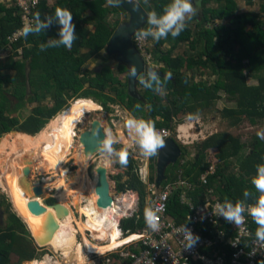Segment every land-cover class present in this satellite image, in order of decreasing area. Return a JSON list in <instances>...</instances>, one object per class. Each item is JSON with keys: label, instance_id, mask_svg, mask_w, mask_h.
<instances>
[{"label": "trees", "instance_id": "16d2710c", "mask_svg": "<svg viewBox=\"0 0 264 264\" xmlns=\"http://www.w3.org/2000/svg\"><path fill=\"white\" fill-rule=\"evenodd\" d=\"M137 1L148 13L154 10L158 15L171 2ZM260 2V10L264 12V1ZM196 4V9H200L185 21L186 27L178 36L169 34L158 42L148 37L156 62L163 65V73L171 75L170 78L158 77V81L147 76L144 81L151 87L138 85L144 99L141 101L129 95L128 83L117 76V73H128L125 65L116 64L114 68L104 66L93 74L84 70L93 58H98L104 51L118 25L126 21L117 18L113 24L110 16L125 14L128 17L118 0L113 4H109L108 0H56L52 6L49 0H41L32 10V19L37 12L43 20L45 15H54L56 8H66L73 15L77 39L71 50L60 46L45 47L42 51V44L47 45L50 39H59L60 26L52 23L39 34H29L27 38L22 36L12 45L8 57H0V138L18 131L21 134H15L30 141L33 138L23 134L36 136L72 98L93 99L107 110H112L111 105H120L134 118L151 120L155 128L174 131L183 118L210 113L214 103L220 100V91L226 102L235 105L234 108L221 110L222 117L228 119L231 126L238 124L242 118L252 125L264 120V20L257 13H240L236 0H197ZM22 27V13L14 0L8 3L0 0V52L9 47L8 38ZM147 27L148 24L143 29ZM182 45H187L188 50L180 53ZM204 75H215L217 79L212 84L207 80H196L197 76ZM112 89H115L116 98L109 94ZM49 99L53 105H43ZM30 108L31 111L26 114ZM113 148L119 150L120 147L114 145ZM243 148L245 144L240 137L215 133L196 144V157L187 165L181 164L183 167L180 169V163L188 153L181 146L182 158L167 170V182L177 180L180 169L183 180L194 188L189 191H193L190 195L197 204L204 202L206 193L210 191L212 196L223 202L225 199L233 203L238 200L256 201L259 193L252 185V179L256 175V166L264 164V140L255 138L245 156L241 155ZM211 149H215L216 153H209ZM156 156L151 157L152 172L148 179L152 183L156 180ZM125 158L126 163L121 164L117 155L118 167L126 168L125 176L128 177L125 182L122 181L123 174L115 177L117 189L123 193L136 191L140 196L138 212L121 222L125 235H129L140 232L146 226L144 214L149 191L147 178L144 175L141 177L137 160L129 152H126ZM236 159L240 162L234 172L232 162ZM211 164L215 165V172L203 185L200 178ZM245 190L251 193L250 197H244ZM180 197L178 189L173 192L168 204L169 213L177 219L181 210L189 208ZM10 208L8 201L11 223L4 228L0 226V264H21L37 258L39 252L26 224ZM13 254L18 256L16 261L12 260Z\"/></svg>", "mask_w": 264, "mask_h": 264}, {"label": "bare ground", "instance_id": "6f19581e", "mask_svg": "<svg viewBox=\"0 0 264 264\" xmlns=\"http://www.w3.org/2000/svg\"><path fill=\"white\" fill-rule=\"evenodd\" d=\"M97 111V105L82 100L76 102L73 108L67 110L61 121H58L56 125L52 124L50 128L44 131V133L32 142L22 140L16 136L12 139V143L8 144L6 139H3L0 142V189L11 198L18 213L22 215L27 222L30 224L31 222L38 224L43 223V227L47 214L44 213L35 216L31 215L28 211L27 203L31 199H35L33 187L36 185H34L29 179L31 177L29 176L27 181L31 184V188H26L27 184L23 180L24 170L30 168V172L37 170L41 175H53L49 179H45L44 183L47 184L51 180L56 179V182H58V184H56V190L58 191L57 198L60 202L64 203L69 199H75L73 205H77L78 213L81 211L83 214L85 213L84 216L87 217V226L91 233L92 244H99V247L93 249L92 253L103 254L138 237V235H134L135 233L123 236L120 228V218L127 214V210L130 207L134 206L136 203V196L133 195V193H122L123 195L113 199V195L109 193L112 202L108 206L105 205V203L101 201L98 184L101 175L109 174L110 158L107 156L102 159L96 166L93 177L90 178L87 173L90 157H86L81 144L78 148L79 155L77 156V161L80 168L78 169L76 179L69 183L63 181L65 175L64 160L68 159L67 157L71 154V151L74 148L70 136L71 132L78 120L84 115ZM189 126L191 127L189 124L183 125L180 128L185 136H188ZM23 135L33 138L30 135ZM117 135L120 140L124 141V143L127 142V136L124 134L123 130L119 129ZM63 136L65 139L63 145H61L58 140H61ZM7 147H10L11 150L8 151L6 149ZM42 190H44V195L47 190H45L44 187ZM38 201L44 204L48 211H52L56 214L58 221V227L52 238L46 243H48L50 248L61 252L62 256L67 259L84 264V261H86V255L81 251L80 247L76 246L77 227L73 224V212L71 208L64 205L68 209V214L58 217L55 209L50 204L44 203L41 199H38ZM25 215L27 217H25ZM122 219L123 217L121 220ZM37 232L39 233H34L36 234V238L37 236H40V232L42 231ZM115 236L120 237L112 240V237ZM99 240L101 242H98ZM115 240L116 243L114 242ZM111 242L112 244L107 246V244ZM92 248L94 247H88L89 250ZM26 264L62 263H60L59 260L52 263L51 257L45 255L42 259H38V261H34L33 259Z\"/></svg>", "mask_w": 264, "mask_h": 264}, {"label": "built area", "instance_id": "2783aa9c", "mask_svg": "<svg viewBox=\"0 0 264 264\" xmlns=\"http://www.w3.org/2000/svg\"><path fill=\"white\" fill-rule=\"evenodd\" d=\"M40 1L14 0L22 13L23 26L30 23L34 25L31 17L32 10L39 5ZM21 29L8 38V46L12 47L22 38ZM134 42L146 63L152 65L154 58L148 37L137 39L135 36ZM19 52L22 53L21 50ZM156 130L162 135L164 141L175 134L168 128H156ZM176 137L184 145L194 141H189V137L181 135L178 131ZM197 138L198 135H196ZM214 172L215 165L211 164L201 176L200 182L206 185L208 176ZM177 173L176 183L169 182L160 188H157L155 183L149 186L146 204L147 208H152L154 211L159 209L156 212L158 230L153 231L146 224L140 232H135L134 235L138 237L113 249L114 254L106 259L105 264H124L125 261L127 264H264V242L256 237L258 226L253 222L252 217L245 212V222L239 226L226 222L216 213V205L224 202L212 196L211 191L206 196V200L199 204L186 195H181V202L189 208L181 210L179 219L169 213L168 204L174 191L184 185L189 190L194 189L183 180L182 170ZM53 191V189L50 190V192ZM255 202L244 201L246 206H251ZM138 210L139 208L134 211L130 208L124 216H132ZM121 231L123 236H127L123 229ZM186 231L193 237L190 248L186 247L189 243L185 238ZM197 237L199 239H196ZM38 246L44 248L39 244Z\"/></svg>", "mask_w": 264, "mask_h": 264}, {"label": "rangeland", "instance_id": "374dc122", "mask_svg": "<svg viewBox=\"0 0 264 264\" xmlns=\"http://www.w3.org/2000/svg\"><path fill=\"white\" fill-rule=\"evenodd\" d=\"M2 1L4 3H8L7 0H2ZM236 2L238 4V11L240 13H246V12L257 13L259 15V17L262 20H264V12H262L260 10V8L262 7V4L259 0H251V1L236 0ZM211 4L213 6H216V5H214L215 4L214 2H212ZM193 7H194V5H193ZM199 9H200V7L197 9V11ZM117 18H119L120 20H126V21H128V19H129L125 14H123L122 16H119V17L112 16L110 21L114 24L116 22ZM186 20H187V18H186ZM191 24H195V23L191 22ZM184 50H188L187 45H182V48L179 50V52L181 53ZM10 53H11V48L8 47L4 51L0 52V57L2 59H5L6 57H8L10 55ZM116 64L117 63L115 62L114 57L109 56L106 53V48H105L104 51L100 54V56L98 58H93L84 67V70H88L89 72H91L93 74V73H96L99 70H101L102 67H104V66H110L111 68H114L116 66ZM160 68H162V66H160ZM262 74H264V72H262ZM117 76L124 83H126V82L128 83V73L123 74V75H119L117 73ZM216 79H217V77L215 75H204L202 77L197 76V78H196L197 81L207 80L210 84L215 82ZM115 88H117V86ZM119 88H121V87L119 86ZM138 91H140V88H138ZM109 94L116 98L115 89H112V92L111 93L109 92ZM218 94L220 96V100H218L217 102L214 103L213 110L210 111V113L209 112L205 113L206 115H200V117H199V119H202L201 128H202V130H204V137L210 136V134H212V133L215 134V133H222V132L231 134L233 136H238L241 138L242 143L245 144V148H243V150H241V155L245 156V154H247L249 152L250 144H251V142H253V140L255 138H259L261 140H264V120L258 121L255 125H252L249 123V121L247 119L242 118V120L238 124H236L235 126H231L229 120L222 117L221 110L224 107L234 108L235 105H234V103L226 102L225 98H224V94L222 92L219 91ZM85 100L88 102H92L93 104L97 105L98 111L84 115L80 120H78L74 129L71 132L70 136H71L72 146L74 148L71 151V154L67 157L68 159L64 163L65 164L64 165L65 175L63 177V180H65L66 183H69V182H72L73 180H75V178L77 176L78 169L80 168L79 163L77 161V156L79 155L78 148L80 147V143H79L78 138H79L81 133H83L85 130H87L90 127V124L92 123V121L95 118H99L102 121V125L104 126L105 133H106V130L111 131L112 138L115 141L113 143V145H121L122 146V142L119 140V138L116 135V130L118 128H122V129H124V131H126V134H128L129 131L125 128V121L129 117H133L131 115V113L127 112V110H125L122 106L111 105L112 110H107L104 107L101 108L93 99H85ZM80 101H82V100H80ZM76 102H79V100H77L75 98L67 100L66 105L63 108V110H61L57 114V116L54 117L47 124V126L42 130V133H44V131H46L48 128H50L52 124L56 125L58 123V121H61L63 119V116L66 114V111L69 110L70 108H73V106H74V104H76ZM43 105L50 107L53 105V102L49 99L46 102H44ZM30 111H31V108L26 110V114H28ZM192 120H195V118H192ZM189 121H190V118L185 117L182 119L181 124L182 123L184 124V123L189 122ZM176 127L178 128V125ZM129 133L131 135L129 138H131V140L134 138V141H132V142H134L132 144V146H134V149H135L134 155H137V156L141 155L140 157L143 158L144 156L142 155V152H141L139 146L136 144V137L134 136V134L132 135L131 132H129ZM173 136H176V134H174ZM14 137H16L14 135V132H10L8 134L3 135L0 138V142L3 139H6L8 144H11L12 139H14ZM37 137L38 136H35L32 140L34 141ZM204 137H201L202 139H200L198 142H201ZM126 138L128 141H131L128 139V137H126ZM64 139L65 138L63 136V138L61 140H58V139L57 140L60 142L61 145H63ZM32 140H30V141L32 142ZM198 142H196V144H198ZM113 145H112V148H113ZM192 145L193 144H186V145L180 144V147L183 146L188 151L186 157H188V155H189V157H188L189 159L187 161H193L197 155L196 145L195 146H192ZM128 146H130V144L126 145L127 148H128ZM6 149L8 151L11 150L10 147H7ZM121 150H122V148L121 149L119 148V150H117V151H121ZM108 155H109L108 152L106 150H104L103 152L98 153L93 157H90V161H89V164L87 167V173H88L90 178L93 177L94 170H95L96 166L98 165V163L102 159L106 158ZM181 158H182V156H181ZM111 159H113V158H111ZM208 159L210 160V157H208ZM139 162L141 164L140 174H141V177L143 178L142 169L144 166L143 165L144 162H142L141 160ZM239 162H240L239 159H236L235 161L232 162L233 163L232 168H233L234 172L237 171ZM118 164L119 163L117 160L115 162L114 161L110 162V167H109V177L110 178L109 179H110V183H111L110 193L112 195L116 194V195L120 196L123 192L118 191V189H117L118 182L115 180V177H117L119 174H123L124 170L121 168H118ZM32 173L33 174L31 176L30 180L33 182L34 185L41 186V187L43 186L46 188V190L47 189H53L54 190L53 192L46 191V193L43 196H41L39 199H41L44 203H50V204L55 203L54 201H51V200L52 199L55 201L58 200V198H57L58 191L56 190V184H58V182H56V179H53L50 182H48L47 184L44 183L45 179H49L53 175H41L37 172V170H36V172L32 171ZM123 179H124V177L122 178V181H123ZM129 192H131V191H129ZM129 192L126 191L125 193L129 194ZM133 192H134L133 195L136 196V200H137L139 195L137 196L138 193L136 191H133ZM139 199H140V197H139ZM74 200L75 199H73V200L69 199L66 202L61 203V204H64L68 207L69 206L71 207ZM58 202H60V201L58 200ZM80 212L78 214H76L75 212L72 213L73 224L77 227V233L78 232L82 233L80 240L78 239L77 233H76V244H77L76 246L80 247L81 251H83L84 249H88V247H94V249H96V247H99V244L98 243L92 244V237L90 235L91 233H89V235H87V233H86V228L88 227L87 226V217L84 216L83 212H81V213ZM10 223H11V221L9 220L8 197L0 189V226L4 228L5 226L7 227ZM18 230H20V229L18 228ZM87 238H88V240H87ZM114 242L116 243V240ZM111 244H112V242L107 244V246L111 245ZM49 248L47 246H45L42 250H40L39 255H37L38 258L42 259L45 255H47L50 252V254L53 253L55 255V258L61 259V256H60V255H62L61 252L55 251L56 252L55 253L52 248H50V249ZM104 255H99L101 258L94 259L93 263L97 264V263H99V261H102ZM17 259H18L17 255H12V260L16 261ZM35 260L38 261V259H35ZM67 260H69V259H67ZM74 262H76V261H74ZM87 262L92 264L91 254H88ZM76 263H79V262H76ZM84 263H85V261H84ZM21 264H26V262H22Z\"/></svg>", "mask_w": 264, "mask_h": 264}, {"label": "clouds", "instance_id": "9594fccd", "mask_svg": "<svg viewBox=\"0 0 264 264\" xmlns=\"http://www.w3.org/2000/svg\"><path fill=\"white\" fill-rule=\"evenodd\" d=\"M108 2L109 4H113L116 2V0H108ZM146 2L147 0H145V3ZM196 7L197 4L194 8L193 4L190 3L189 0H171V2L164 7L163 12L160 15H158L154 10L148 13L147 24L149 27L136 32V38L141 39L151 36L154 41L158 42L162 38H166L169 34L172 37L178 36L180 32L186 27V18L190 19L193 15H195L197 11ZM34 22V25L30 23L25 24L22 27V29L20 30L22 36L27 38L29 34H39L43 32L47 27H49L52 23H57L60 26L58 29L59 39H50L47 45H41V50L43 51L45 47L60 46H64L68 50H71L74 41L77 39V36L76 27L73 23V15L68 9L56 8L54 15H45V18L43 20L40 19V13L37 12L34 15ZM151 66L161 69L160 66L163 65L158 64L154 58V62ZM131 74L135 75L134 68L131 69ZM170 75L171 74L169 73V76ZM150 78L153 81H158V77L155 71L150 73ZM140 83L144 84L145 87H151V85L147 84L144 80H141ZM188 117L190 118V121L184 124H181V121L177 124L178 128L175 127V130L173 132H175L176 134L178 131L181 135L185 136L184 133L181 132L180 128L183 125L189 124L191 125V127L189 126L188 136L186 137H189V141L194 140V142H197L199 139H196V135H199V133H197L196 130L199 128H197L195 120H192L193 117ZM125 128L129 132L134 134V136L136 137V144L139 146L142 155L145 158L155 156L158 150L164 147V139L162 135L156 130L154 122L151 120L129 117L125 121ZM172 139H174L179 144V146L180 144L184 145L182 141H179L177 139L176 136H173ZM114 142L115 141L112 138L111 131L107 130L106 137L103 141L104 149L107 152H112V145ZM118 156L121 164L126 163V152L121 151L120 153H118ZM252 185L259 193V196L256 198L255 204L246 206V204L242 200H238L233 203L225 199L224 203H218L216 205V213L222 216L226 222L239 226L245 222L244 213L247 212L252 217L253 222L258 226L256 230L257 239L261 242H264V164L256 166V175L252 179ZM243 195L245 198H248L250 197L251 193L245 190ZM157 211H159V209H157L156 211H154L152 208L145 209L146 224L153 231H156L159 228L158 216L156 214ZM185 238L189 241L186 247L190 248L193 243V237L191 233L186 231ZM196 239H199V237H197Z\"/></svg>", "mask_w": 264, "mask_h": 264}, {"label": "water", "instance_id": "95a60500", "mask_svg": "<svg viewBox=\"0 0 264 264\" xmlns=\"http://www.w3.org/2000/svg\"><path fill=\"white\" fill-rule=\"evenodd\" d=\"M197 0H189L194 6H196ZM260 1V0H259ZM264 1V0H263ZM121 8L128 14V21L121 23L115 30L113 36L111 37L107 47L106 53L114 57L117 64H123L127 67L128 70V93L131 97L144 101L143 96L138 91V84L141 80H144L147 76H150V73L155 71L157 77L161 78H170L169 75L163 73V71L157 67L147 64L142 57L141 53L138 51L134 38L136 32L140 31L147 25V15L148 12L143 8V6L137 0H118ZM135 69V75L131 74V69ZM27 73H29V64H27ZM28 75V74H27ZM28 92H30V85L28 83ZM19 133L18 131H13ZM106 137L104 126L102 121L99 118H95L90 127L80 134L78 140L83 146L84 153L86 157H93L98 153L103 152L105 149L103 147V141ZM117 151H112V158L116 155ZM182 155V149L179 144L172 138L164 141V147L158 150L157 153V162H156V184L157 187H161L162 183L167 180L166 172L171 165H174L178 162L179 158ZM109 154V157H111ZM31 172L30 168L24 170L23 180L26 182L27 189L31 188V184L27 181ZM109 174L101 175L98 189L101 195V201L105 205H109L112 202L110 197V179ZM22 183V182H21ZM33 192L35 194V199H31L27 203L28 210L31 215L39 216L44 213L47 214L45 218V224L42 227V224L33 223L31 224L26 221L20 215L15 207L14 202H12V207L14 211L17 212L18 216L21 217L23 222L26 224L27 229L29 230L31 236L34 240L40 245H48L46 243L50 238H52L56 228L58 227V221L56 214L52 211H48L47 207L42 204L38 199L43 196V190L40 186H34ZM106 200V201H104ZM47 204V203H46ZM50 204V203H48ZM57 213L58 217L68 214V209L62 205L60 202H55L50 204ZM73 207L77 211V205ZM25 217H27L25 215ZM29 218V217H28ZM43 222V221H42ZM40 236H37L34 233H39ZM45 243V244H42Z\"/></svg>", "mask_w": 264, "mask_h": 264}, {"label": "crops", "instance_id": "0c3cea01", "mask_svg": "<svg viewBox=\"0 0 264 264\" xmlns=\"http://www.w3.org/2000/svg\"><path fill=\"white\" fill-rule=\"evenodd\" d=\"M54 1H56V0H49V5L50 6H52L53 5V3H54ZM191 3V2H190ZM194 8H195V6H194ZM111 17H112V15L110 16V19H111ZM80 101V100H79ZM96 102V101H95ZM101 108H103V106L102 105H100L98 102H96ZM117 106H120V105H117ZM124 108V107H123ZM224 108H227V107H224ZM125 109V108H124ZM223 109V108H222ZM126 110V109H125ZM127 112H129V111H127ZM56 117V116H55ZM191 117H193V118H195V123H196V125H197V128H199V129H197L196 130V132L197 133H199V135H198V138L197 139H202L201 137H204V130H202V128H201V124H202V119H199V117H200V115H195V116H191ZM119 129H121V130H123V132H124V134L128 137V139L129 140H131V138H129L131 135H130V133L128 132V134H126V131H124V129H122V128H118L117 130H116V135H117V132H118V130ZM42 134V131L40 132V133H38L36 136H39V135H41ZM132 135H133V133H131ZM203 134V135H202ZM213 134V133H212ZM212 134H210V135H212ZM14 135L15 136H17V137H19L20 139H22L18 134H15L14 133ZM35 137V136H34ZM33 137V138H34ZM134 137V136H133ZM209 136H206V137H204L203 138V140H205L206 138H208ZM22 140H24V139H22ZM32 140V139H31ZM198 140V141H199ZM202 140V141H203ZM25 141H27V140H25ZM33 141V140H32ZM123 144H126V145H128V144H130V146H128V147H131V149L129 148V150H126L127 152H129L130 154H131V156L134 158V159H136L137 160V163H138V166H139V168L141 167V164H140V160L142 161V162H144V166H143V169H142V171H143V175L147 178H145L146 179V182H147V186H148V191H149V186L151 185V184H153V183H155L156 184V180H155V182H150V179H148L149 178V175L151 174V168H150V164H151V157H148V158H145V157H140L141 155H139V156H137V155H134V152H135V149H134V146H132V144L134 143V142H132V141H134V138L131 140V141H128L127 140V138H126V141L128 142H126V143H124V141L123 140H120ZM197 141V142H198ZM201 141V142H202ZM198 143H200V142H198ZM190 144H193L192 146H195L196 145V142H192V143H190ZM123 150V149H122ZM112 153V152H111ZM111 153L110 152H108V154H110V156H111ZM118 153H119V151H117V153H116V155L113 157V159H111L112 158V156L111 157H109L110 158V162H115L116 160L118 161V163H119V160L117 159V155H118ZM158 153V152H157ZM209 153H211V154H214V153H216V150L215 149H211L210 151H209ZM109 156V155H108ZM188 157H189V155H188ZM188 157H184L183 158V160L181 161V163H180V169H181V166L182 165H187L188 164V162H190V161H187L189 158ZM156 158H157V156H156ZM181 159V157L179 158V160ZM66 160V159H65ZM65 160H64V163H65ZM156 162H157V159H156ZM182 164V165H181ZM172 166V165H171ZM170 166V167H171ZM169 167V168H170ZM183 167V166H182ZM118 168H120V167H118ZM168 168V169H169ZM121 169H123L124 171H123V175L125 176V174H126V168H124V167H121ZM141 169V168H140ZM180 169H178V170H180ZM34 172H36V170H34ZM38 172V171H37ZM175 172H176V170H175ZM155 175L157 176V174H156V169H155ZM177 176V180L175 179V180H170V181H168L167 182V180H165L163 183H162V185H161V187L162 186H165V185H167L169 182L170 183H176L177 181H178V174L176 175ZM166 177H167V172H166ZM76 179V178H75ZM128 179V177L127 176H125L124 177V179H123V182H125L126 180ZM156 179H157V177H156ZM167 179H168V177H167ZM64 182H66L65 180H63ZM190 184V183H189ZM157 185V184H156ZM191 185V184H190ZM110 186H111V184H110ZM181 186V185H180ZM158 188V187H157ZM160 188V187H159ZM180 189V191H181V195H186L188 198H191L192 199V197H191V195H190V192H193V191H189V189H187V187L184 185V186H182L181 188H179ZM129 191H131V192H129ZM128 192L129 193H134L132 190H129ZM110 193V192H109ZM138 193V192H137ZM111 194V193H110ZM207 194H208V192L206 193V195H205V200H206V196H207ZM112 195V194H111ZM116 194H114L113 195V199L114 198H116V197H118V195L116 196V197H114ZM121 195H123V194H121ZM139 195V193L137 194V196ZM140 197V196H139ZM139 197L137 198V200H136V203L134 204V206H132V207H130L131 208V210H137L138 208H139V201H140V199H139ZM147 198V197H146ZM77 199V198H76ZM193 200V199H192ZM80 201V200H79ZM60 203H62V202H60ZM81 204V203H80ZM64 205V204H63ZM66 206V205H65ZM129 208V209H130ZM133 208V209H132ZM129 209L127 210V213H128V211H129ZM29 211V210H28ZM30 213V212H29ZM85 214V213H84ZM124 217V216H123ZM122 218V217H121ZM120 221L122 222V220L120 219ZM120 221H119V223H120ZM79 224V223H78ZM81 230V229H80ZM86 230H88V227L86 228ZM81 235H82V233H81ZM120 237V236H119ZM119 237H117V236H115V237H112V240L113 239H118ZM87 240H88V238H87ZM35 243V242H34ZM36 244V243H35ZM86 245V244H85ZM50 249V248H49ZM53 249V248H52ZM93 249L94 248H92L91 250H89V249H84L82 252L87 256L89 253H92V251H93ZM40 250V249H39ZM51 251V250H50ZM53 251L55 252H59L58 250H55V249H53ZM39 252V251H38ZM55 252V253H56ZM13 255H15V254H13ZM39 255V254H38ZM47 255H49L50 257H52V258H55V255L52 253V254H50V252L47 254ZM37 258H38V256H37ZM58 260V259H57ZM34 261H37V260H35L34 259ZM60 261V260H59ZM56 262V260H54V263ZM76 262H78V261H76ZM60 263H61V261H60Z\"/></svg>", "mask_w": 264, "mask_h": 264}, {"label": "flooded vegetation", "instance_id": "af4514ba", "mask_svg": "<svg viewBox=\"0 0 264 264\" xmlns=\"http://www.w3.org/2000/svg\"><path fill=\"white\" fill-rule=\"evenodd\" d=\"M115 60V59H114ZM100 71V70H99ZM117 137H118V135H117ZM120 140V139H119ZM114 146V145H113ZM119 147H120V149L122 148L124 151H126V150H129V148L131 149V147H126V144H123L122 143V146L121 145H119ZM114 149V148H113ZM114 151H117V150H115L114 149ZM127 152V151H126ZM32 172H31V175L30 176H32ZM31 178V177H30ZM29 178V179H30ZM41 187V186H40ZM43 188V187H42ZM44 189L46 190V188L44 187ZM44 191V190H43ZM47 191L49 192L50 191V189H47ZM5 195L7 196V194L5 193ZM117 195H115L114 197H116ZM8 197V201L10 202V204H11V210L13 211V212H16V211H14V209H13V207H12V202L10 201V198H9V196H7ZM58 201V200H57ZM57 201H55V202H57ZM53 204V203H52ZM70 207V206H69ZM71 210H72V212H75L76 214H78V211H76L75 210V208L73 207V204L71 205ZM17 213V212H16ZM18 215V214H17ZM133 216V215H132ZM126 217H130V216H124L123 218H126ZM122 228V227H121ZM86 233H87V235H89V233H90V231L89 230H86ZM80 234V235H79ZM79 234L77 235V237H78V239L80 240L81 239V233L79 232ZM30 236H31V234H30ZM32 237V236H31ZM33 238V237H32ZM33 240H34V238H33ZM34 242L35 243H37L35 240H34ZM98 242H101L100 240L98 241ZM37 251H40V250H38V249H43V247L42 248H40L39 246H38V243H37ZM45 246H47L48 248L50 247L49 245H45ZM44 246V247H45ZM116 249V248H115ZM89 254H91V260H92V264H94L93 263V260L94 259H98V258H101L99 255H104L103 256V260L102 261H99V263H97V264H105V262H106V259L110 256V255H113L114 253H113V250H109V251H107V252H105V253H103V254H99V253H89ZM61 256V259H59V258H52L51 257V259H52V263H54V260H60L61 261V263L62 264H81V263H76V262H74L73 260H67L66 261V257H64V256H62V255H60ZM88 256V255H87ZM87 256H86V261H85V263L84 264H90L89 262H87ZM34 259H40V258H34ZM28 261H30V260H25V261H23V262H28ZM96 262V261H95Z\"/></svg>", "mask_w": 264, "mask_h": 264}]
</instances>
